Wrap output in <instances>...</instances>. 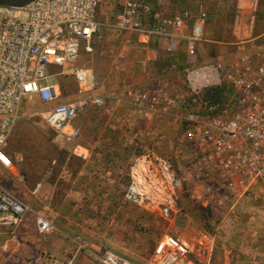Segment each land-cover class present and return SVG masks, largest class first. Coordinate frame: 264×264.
Listing matches in <instances>:
<instances>
[{
	"label": "rangeland",
	"instance_id": "rangeland-1",
	"mask_svg": "<svg viewBox=\"0 0 264 264\" xmlns=\"http://www.w3.org/2000/svg\"><path fill=\"white\" fill-rule=\"evenodd\" d=\"M147 1L155 10L162 13L165 10L166 16L186 13L190 27L199 16V7L202 6L206 13L207 33L213 37H231L230 29L225 22H221L225 17L228 21L227 17L234 13L230 7L226 13H222L221 7L216 9L217 6L206 5V0H176L177 13H171V5H160V0ZM242 9L245 16H253L254 26L264 23V0H244ZM118 11L116 2H105L100 6L97 19L102 23V28L94 35L93 52L85 50L86 43L83 42L76 59L78 66H92L96 90L107 96V111L113 107L110 95L124 100L114 109L116 117L110 119L108 114L102 117L101 121H107L104 132L94 134L93 128L82 126L85 116H95L99 112V107L91 103L92 106L85 108L83 114H79L74 121L80 128L78 140H59L40 116L47 105L37 98L22 100L21 118L7 142L16 175L4 168L2 179L9 188L24 195L25 198L22 197L25 200L32 197L31 206L27 202L31 220L27 233L39 236L35 232V217H47L54 229L40 237H60L72 247L63 261L57 260L61 264L69 260H72V264H104L102 257L109 254L120 257L126 264H153L156 245L166 232L189 245L192 250L189 258L195 264H264V194L252 193L231 212L213 201L208 193H201L200 187L188 179V149L182 140L179 118L166 114L145 119L137 107L127 102L131 91L153 85L156 78L152 76L157 73V67L138 62L142 58V50L138 45L134 49L137 55L133 59L130 45L132 40L137 41L133 33L109 26ZM198 46L199 53L189 55L186 44L181 45L185 49L183 53L169 51L165 43L159 54V65L165 70L163 79L167 83L168 93L176 99H183L191 91L186 78L191 67L221 63L232 68L238 58L233 56L237 49H230L232 46L204 42L198 43ZM111 77L109 84L100 86L103 78L108 81ZM219 81L217 85L202 87L203 94H206L207 89L217 86H222L225 93L232 90L230 85ZM59 82L63 96L61 101L76 96L72 76L63 75L59 77ZM196 84H200V81L196 80ZM83 135L97 140L96 154L102 161L99 166L89 164L84 168L85 159L77 151ZM146 152L168 159L175 176L181 179V186L173 193L174 202L169 208L166 205L167 209L162 215L127 198L130 173L125 159L128 157L129 164V156L132 155L134 160ZM115 156L121 162L104 164L105 159ZM138 171H143L140 166L137 174ZM20 173L24 176V182L19 181ZM38 184V190L34 191ZM46 193H53L51 200L43 199ZM153 195L157 197L155 193ZM161 195L163 199L168 198L167 193ZM67 204L76 205L82 212L80 215L68 214L71 221L76 223L70 226L64 215L56 213L62 205L66 207ZM80 217H86L85 230L77 227L82 221ZM13 227L0 225V234L12 231ZM202 232L213 235V240L200 239Z\"/></svg>",
	"mask_w": 264,
	"mask_h": 264
},
{
	"label": "built area",
	"instance_id": "built-area-1",
	"mask_svg": "<svg viewBox=\"0 0 264 264\" xmlns=\"http://www.w3.org/2000/svg\"><path fill=\"white\" fill-rule=\"evenodd\" d=\"M105 2L119 6L109 26L133 33L139 42L150 36L160 37L172 51L182 39L186 52L193 55L196 45L207 39L202 6L186 33V13L162 15L147 0H30L21 5H0V166L13 174L16 168L7 142L21 118L23 99L37 98L47 105L40 116L57 139L67 142L80 137V128L74 123L76 117L89 104L101 102L98 95L91 94L96 88L93 69L78 66L76 59L81 43H86L85 50L90 51V41L101 31L97 14ZM227 45L237 46L240 52L244 49L239 42ZM164 71H160L151 87L131 91L127 100L145 119L166 114L179 118L182 140L188 149L189 181L231 212L252 193L264 194V55L252 58L243 52L232 68L221 63L191 67L186 76L191 91L180 100L168 93ZM63 75L72 76L76 85V96L68 101H61L59 77ZM219 80L232 89L222 111L217 105L209 106L202 89L217 85ZM79 155L86 159L84 153ZM140 157L144 166L139 165L138 158L135 160L127 198L162 215L174 202L173 193L181 186V179L175 176L168 159L151 152ZM139 166L143 171L137 174ZM19 181L24 182L21 173ZM15 193L0 179V225L17 226L30 211ZM161 193H167L168 198L163 199ZM34 224L40 235L54 229L42 215L35 217ZM203 238L212 241L213 235L202 232L200 239ZM0 247L5 249L7 241L0 242ZM191 251L186 242L166 232L156 245L152 262L195 264L189 258ZM102 263L126 264L114 254L102 257ZM48 264L61 263L50 259ZM65 264H72V260Z\"/></svg>",
	"mask_w": 264,
	"mask_h": 264
},
{
	"label": "crops",
	"instance_id": "crops-1",
	"mask_svg": "<svg viewBox=\"0 0 264 264\" xmlns=\"http://www.w3.org/2000/svg\"><path fill=\"white\" fill-rule=\"evenodd\" d=\"M163 2V6L165 5H171V13H177L175 10L177 6H175L176 0H160L158 3ZM191 2V1H190ZM207 4L206 5H211L212 6H217L216 9H219L221 7V12L226 13L227 9L230 7V10H233V14L230 15L228 18V21L224 18L221 20V22L226 23L227 28L230 29V35L232 40L227 43V41H221L218 44H223L227 45L230 43H242L244 44V49H242V52L238 49L234 52L233 56H239L241 53H246L249 54L252 58H259L262 55H264V23L262 25L254 26V19L253 16H245L243 13L242 9V4L244 3V0H206L205 1ZM225 6V7H224ZM235 8L237 10L235 11ZM166 11L163 10L162 15ZM227 15V14H226ZM223 18V17H222ZM230 19V20H229ZM191 27L187 25L186 33L190 32ZM205 36L206 40L204 43H209V44H214L215 42L211 41V35L207 33L205 29ZM104 38V37H103ZM92 46L89 45L90 52H93L94 45L93 43L95 42L94 36L91 40ZM132 44L130 45L132 48V53H133V59L134 55L136 56L137 53L134 51L135 48H137V45L139 46L140 50H142V58L139 59L138 62L141 64H146L148 66L154 65L158 68L160 67L159 62H160V57L159 54L161 50L163 51L164 46H165V39L156 37V36H150L147 41L145 42H140L137 40H132ZM203 43V42H202ZM227 43V44H225ZM91 44V43H90ZM182 44H186V42L182 39H179L177 42V48L176 51H181L185 53V49L183 50L181 48ZM86 44L84 45V49L86 48ZM199 48L198 44L196 45V50L195 52L199 53ZM232 47H230L231 49ZM239 54V55H238ZM141 60V61H140ZM189 62V61H188ZM92 68V66H90ZM156 73V72H155ZM155 75V76H154ZM160 75V74H159ZM158 73L153 74L152 78H157ZM116 76V75H115ZM160 77V76H159ZM110 79L103 78L101 81L100 86H106V84L110 83ZM114 81V80H113ZM112 81V82H113ZM101 89V88H100ZM95 94L98 95L101 98L100 103H94V106L99 107V112L93 116V115H87L84 117V120L82 122V126L86 128V126H90L93 128V133H102L106 130L107 127V121L104 123L102 120V117L104 118L105 114H108V117L111 119L114 116V109L116 110L117 106L119 103L124 102L123 98L119 96H113L110 95L111 97V102H113V107H111V110L107 111L105 109V105H107V96L102 93H98L96 88L94 90ZM109 96V95H108ZM64 101H68V99H64ZM129 102V101H127ZM130 103V102H129ZM115 105V106H114ZM88 106H92V104H89ZM87 106V107H88ZM86 107V108H87ZM120 112V110L117 111V113ZM118 115H120L118 113ZM106 116V115H105ZM116 117V116H114ZM97 145V140H94L90 137L82 136L80 139V143L77 145V151L79 150L80 153H87L86 159L83 162L84 168L87 165L91 166H99L100 162L102 161L97 157V152L95 146ZM133 156H129V164H128V157L125 159V165H129V172L131 173L132 170L135 168V160L137 159V162L141 167L144 166V163L142 161V158L140 156H137L136 159L133 160ZM120 161V159L115 156V157H110L109 159L104 160V164L107 163H113L117 164ZM121 162V161H120ZM4 171V168L0 166V179H2L3 175L2 172ZM129 175V174H128ZM36 189V188H35ZM34 189V191H35ZM19 198L23 199L26 203L31 206L32 197H27V200H25L24 195H19L20 193H15ZM34 194V193H33ZM53 193H46L45 197L43 199H49L51 200ZM24 198H23V197ZM68 198V195L66 196ZM64 204V203H63ZM56 213H60L61 215H64V217L67 219V224L74 225L73 221H71V216L68 214H82L81 209L79 207L75 206H70L69 204L64 207L63 205L60 207ZM82 219L81 223L77 224V227L83 228V230L86 229L85 226V218L86 217H80ZM31 220L29 219L28 215L25 217V219L17 226L13 227L12 231L10 232H5L0 234V242H4L5 240L7 241V247L5 249H2L0 247V264H28V263H33V264H48L50 259H56L59 261H63L65 257L71 252V245L69 242L65 241L64 239L60 237H53V238H47L44 236L40 235L35 236L31 235L30 232H28V225ZM95 224V223H94ZM36 232V230H35ZM97 234H99V230L96 231ZM38 234V233H37ZM46 243H48V247L46 246ZM85 261V260H84ZM31 263V264H32Z\"/></svg>",
	"mask_w": 264,
	"mask_h": 264
},
{
	"label": "trees",
	"instance_id": "trees-1",
	"mask_svg": "<svg viewBox=\"0 0 264 264\" xmlns=\"http://www.w3.org/2000/svg\"><path fill=\"white\" fill-rule=\"evenodd\" d=\"M28 1H30V0H0V5H21V4L27 3ZM211 38L214 39V40L227 41V42L232 40L231 37L229 39L227 37L223 38V36L222 37H220V36L213 37L211 35ZM232 48L238 49L237 46H233ZM172 52H178V51L173 50ZM161 70H162V68L159 67L158 70H157V73L160 74ZM227 94L228 93L224 92V88L222 86H217V87L212 88V89H207L206 90V94H204V97H205V100L208 101L209 106L217 105V109L219 111H222L223 108H224L223 106H224V104L226 102V95Z\"/></svg>",
	"mask_w": 264,
	"mask_h": 264
}]
</instances>
